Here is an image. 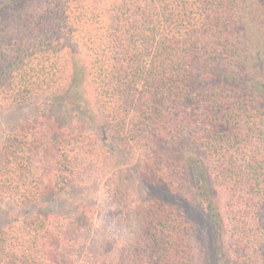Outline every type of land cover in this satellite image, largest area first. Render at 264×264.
<instances>
[{
    "label": "trees",
    "instance_id": "16d2710c",
    "mask_svg": "<svg viewBox=\"0 0 264 264\" xmlns=\"http://www.w3.org/2000/svg\"><path fill=\"white\" fill-rule=\"evenodd\" d=\"M39 99L0 263L264 264V0H0V110Z\"/></svg>",
    "mask_w": 264,
    "mask_h": 264
},
{
    "label": "rangeland",
    "instance_id": "374dc122",
    "mask_svg": "<svg viewBox=\"0 0 264 264\" xmlns=\"http://www.w3.org/2000/svg\"><path fill=\"white\" fill-rule=\"evenodd\" d=\"M75 61L77 63L80 64V68H82L83 66V61L82 59L78 56L75 55ZM80 74L78 76V78L80 79V83H79V87H78V91L82 94L83 97V102L84 100H90V93L89 91H87L86 86V82L84 81L85 77H84V72L82 69H80ZM84 78V79H83ZM84 81V83H83ZM43 102V99H39V100H34L32 102H29L27 104L22 105L21 107H10L6 110H0V139L2 138V136H4V132L9 130L13 125L16 124V122L18 121H23L27 118H29L30 116H34L35 112L38 110L39 105ZM136 188V187H135ZM150 188V187H149ZM136 191V195L138 198H143V197H151V196H155L158 195L160 196V190L157 189H152L150 188V190H148L147 188H145L144 186H142L140 183L138 184L137 188L135 189ZM181 204V206L185 207L186 204L180 200L179 201ZM32 207H27L25 209H21L16 207L13 204H2V206L0 207V228L5 226L10 220H15V214L16 211H24V210H31ZM198 220V218H197ZM0 264H3V262H1Z\"/></svg>",
    "mask_w": 264,
    "mask_h": 264
}]
</instances>
